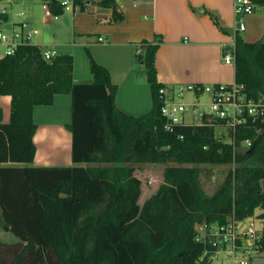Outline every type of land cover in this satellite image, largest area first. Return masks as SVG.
I'll use <instances>...</instances> for the list:
<instances>
[{
    "label": "trees",
    "instance_id": "1",
    "mask_svg": "<svg viewBox=\"0 0 264 264\" xmlns=\"http://www.w3.org/2000/svg\"><path fill=\"white\" fill-rule=\"evenodd\" d=\"M47 1L54 15L66 11L60 0ZM88 1L111 8L112 21L124 19L117 0H73L74 7L85 11ZM158 46H139L152 96L141 114L118 106V85L90 52V83L74 81L69 53L45 59L40 46L25 43L0 56V95L11 96L8 121L0 108V163L23 164L0 167V225L17 238H0V264H196L204 251L197 224L264 219V119L239 125L233 142L206 114L166 129ZM234 55L235 81L264 100V40L237 33ZM57 94L72 95L73 164L35 165L34 107ZM134 163L166 164L158 192L143 205ZM208 164H231L212 193L201 180L200 165ZM257 243L264 253V227Z\"/></svg>",
    "mask_w": 264,
    "mask_h": 264
},
{
    "label": "crops",
    "instance_id": "2",
    "mask_svg": "<svg viewBox=\"0 0 264 264\" xmlns=\"http://www.w3.org/2000/svg\"><path fill=\"white\" fill-rule=\"evenodd\" d=\"M8 2L20 6L17 15L21 19L2 9L0 13L4 17L0 15V26L10 25L12 32L37 29L32 44L43 51L72 54L73 78L77 83L93 81L89 59L85 63L79 46L90 49L118 85V106L131 114L152 107L150 84L142 63L137 61L143 40L159 43L155 60L157 77L168 94L174 93L179 84L233 82L235 63H227L225 55L231 50L236 34L246 41L264 40V11L246 15L253 16L248 19L244 16L245 29L235 31L233 0H117L119 10L124 13L120 22L111 20V8L97 2H90L85 11L76 7L66 10L71 12L66 16L45 14L43 5H48L47 0ZM76 50L82 62L77 60ZM185 98L192 100L194 95L187 93ZM57 100L71 109L72 95L57 94L51 105ZM10 104V95H0L4 121L9 120ZM66 124L49 119L37 122L35 165L73 164V135Z\"/></svg>",
    "mask_w": 264,
    "mask_h": 264
},
{
    "label": "built area",
    "instance_id": "3",
    "mask_svg": "<svg viewBox=\"0 0 264 264\" xmlns=\"http://www.w3.org/2000/svg\"><path fill=\"white\" fill-rule=\"evenodd\" d=\"M65 10L74 8L73 0H60ZM235 15V31L245 29L243 17L255 13L258 9L264 11V2L259 0H233ZM45 14L52 12L47 4L43 5ZM35 29L31 32L19 30L11 34L0 32V53L2 56L14 53L21 44L31 43ZM235 40L231 50L225 55L227 63H235ZM57 53L54 50L43 51L45 59H52ZM163 99L161 112L167 119L166 129L172 130L177 123H194L185 121V115L190 113L201 118L204 114L222 121L218 126L231 133L230 140L234 141L236 128L246 123L250 118L264 119V100H254L247 96L243 84L235 80L230 83L179 84L174 93H167L164 88L160 90ZM187 93H192L194 98L187 100ZM205 96L207 100H202ZM199 123V122H198ZM251 144L244 140V147ZM261 230L257 229L253 217L237 220L229 217L225 224L202 222L196 225L197 241L204 246L203 254L196 264H256L253 261L254 251H259L258 240ZM260 252V251H259Z\"/></svg>",
    "mask_w": 264,
    "mask_h": 264
},
{
    "label": "rangeland",
    "instance_id": "4",
    "mask_svg": "<svg viewBox=\"0 0 264 264\" xmlns=\"http://www.w3.org/2000/svg\"><path fill=\"white\" fill-rule=\"evenodd\" d=\"M2 9H6L12 15V17H15V19H18V20L21 19V17L17 15L18 12L21 10L20 6L17 5V3L15 2L10 3L8 2V0H0V11ZM69 13L71 12L65 11L64 16L68 15ZM255 13H262V11H259L258 9ZM250 17H253V16H246V19ZM57 21H60V20L59 19L55 20V23H57ZM37 26H41V24H38ZM0 30L5 31L8 34H11L12 32L11 26L7 24L4 25L3 27L0 26ZM79 47H81V56L83 55L85 57L86 59L85 63H87V59H89L88 52H91V50L85 46H79ZM76 57L79 62L80 61L82 62V57L80 58V53L78 50H76ZM137 59L139 63L140 60L138 57ZM201 99L207 100L205 96ZM149 109H146L139 113H132V114H141ZM46 119H49L52 121L70 123L72 121V111L68 107V105H66V103L62 102L61 100H57L54 105H39L35 107L34 121L37 123V122H40ZM185 121L194 122V123L200 122L198 116H195L190 113L185 115ZM216 130L218 133H221V132L226 133V130L221 126H217ZM7 165H23V164L0 163V167H5ZM52 165H56V164H52ZM133 166H134V172H133L134 177L140 181V185H141V194L138 198V203L140 205H143L145 201L151 195H154L158 192L162 184V178H163L162 174H163V170L166 164H163V163H134ZM230 166L231 164L200 165L202 169L201 180L203 183V187L208 193H212L215 190L218 184L225 177V173ZM259 212H261L260 208L256 210V214H258ZM253 222L255 223L256 228L259 230H262V228L264 227V219L259 218L256 215L253 216ZM5 233L6 232L2 229L0 225V238L7 236L6 238L17 239L13 233L8 232L7 235ZM253 261L256 264L264 263V253L259 252V251L257 252L254 251Z\"/></svg>",
    "mask_w": 264,
    "mask_h": 264
},
{
    "label": "water",
    "instance_id": "5",
    "mask_svg": "<svg viewBox=\"0 0 264 264\" xmlns=\"http://www.w3.org/2000/svg\"><path fill=\"white\" fill-rule=\"evenodd\" d=\"M88 3H89V1H88Z\"/></svg>",
    "mask_w": 264,
    "mask_h": 264
}]
</instances>
